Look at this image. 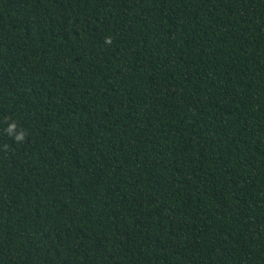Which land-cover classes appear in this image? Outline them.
Instances as JSON below:
<instances>
[{
  "label": "trees",
  "instance_id": "obj_1",
  "mask_svg": "<svg viewBox=\"0 0 264 264\" xmlns=\"http://www.w3.org/2000/svg\"><path fill=\"white\" fill-rule=\"evenodd\" d=\"M0 264H264V0H0Z\"/></svg>",
  "mask_w": 264,
  "mask_h": 264
}]
</instances>
